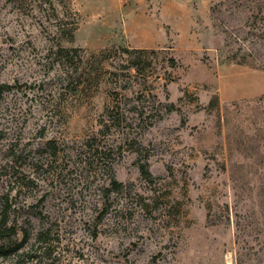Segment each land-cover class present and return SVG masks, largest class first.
Returning <instances> with one entry per match:
<instances>
[{"label": "rangeland", "instance_id": "obj_1", "mask_svg": "<svg viewBox=\"0 0 264 264\" xmlns=\"http://www.w3.org/2000/svg\"><path fill=\"white\" fill-rule=\"evenodd\" d=\"M1 85L0 264H264V0H0Z\"/></svg>", "mask_w": 264, "mask_h": 264}, {"label": "trees", "instance_id": "obj_2", "mask_svg": "<svg viewBox=\"0 0 264 264\" xmlns=\"http://www.w3.org/2000/svg\"><path fill=\"white\" fill-rule=\"evenodd\" d=\"M7 88L6 85L0 86V93L3 92ZM143 174L148 175V170L146 167H142ZM115 189H118L121 184H119L116 180L113 181L112 184ZM8 212H4L0 215V239L8 240V245H3L0 249V253H5L6 249H9V252L18 251L27 241L29 238L28 230L13 224L9 226L10 218L7 214ZM21 236V240L19 241V237ZM17 240V241H16ZM16 241V242H15Z\"/></svg>", "mask_w": 264, "mask_h": 264}]
</instances>
